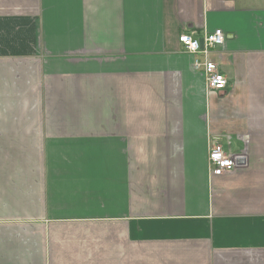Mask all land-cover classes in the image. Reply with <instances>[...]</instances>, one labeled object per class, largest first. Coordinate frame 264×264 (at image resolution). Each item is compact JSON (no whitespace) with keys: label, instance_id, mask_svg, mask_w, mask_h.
I'll use <instances>...</instances> for the list:
<instances>
[{"label":"crops","instance_id":"crops-1","mask_svg":"<svg viewBox=\"0 0 264 264\" xmlns=\"http://www.w3.org/2000/svg\"><path fill=\"white\" fill-rule=\"evenodd\" d=\"M0 264H264V0H0Z\"/></svg>","mask_w":264,"mask_h":264},{"label":"built area","instance_id":"built-area-1","mask_svg":"<svg viewBox=\"0 0 264 264\" xmlns=\"http://www.w3.org/2000/svg\"><path fill=\"white\" fill-rule=\"evenodd\" d=\"M226 34L218 29L214 32L206 33L201 37H193L186 33L179 36V42L185 50L191 54L202 53L208 56L209 53L224 45ZM207 74V88L210 92L220 91L227 87L226 77L218 70L217 66L209 61L203 64ZM195 67L200 69L202 64L196 61ZM209 162L212 174H228L233 172L236 166V160L233 155L227 154L222 145L213 144L210 148Z\"/></svg>","mask_w":264,"mask_h":264}]
</instances>
